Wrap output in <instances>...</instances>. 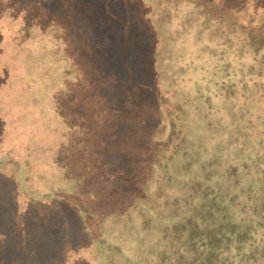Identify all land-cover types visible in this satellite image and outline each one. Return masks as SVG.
Returning a JSON list of instances; mask_svg holds the SVG:
<instances>
[{"label": "rangeland", "instance_id": "1", "mask_svg": "<svg viewBox=\"0 0 264 264\" xmlns=\"http://www.w3.org/2000/svg\"><path fill=\"white\" fill-rule=\"evenodd\" d=\"M29 1L22 0L21 7L11 2L15 27L0 29V94L17 90L0 99V130L5 127L0 148L10 147L0 150V200L10 208L6 217L15 220L22 200L24 217L34 222L27 237L19 236L13 223L11 248L24 239L38 252L47 243L48 264L176 263L174 250L183 243L172 225L193 214L207 186L223 180L232 190H246L250 184L256 194L264 187V6L256 7L264 0L228 2L226 12L239 26L242 45L224 43L235 58L221 50L212 64L204 51L218 52L223 41L210 38L211 29L201 21L204 9L173 12L167 36L160 38L166 52L157 71L162 86L146 97L145 81H137L140 101L128 96L130 79L122 68L112 66L114 74L98 76L83 69L65 75L34 53L39 77L32 79L38 86L14 85L22 79V59L29 60L25 48H33L26 45L28 27L36 22L31 13L48 6L46 0L42 8ZM22 17L26 26L19 25ZM79 46L88 53L93 49ZM115 47L111 59L117 61ZM98 97L106 99L96 111ZM41 108L48 112L38 114ZM50 140L58 150L46 148ZM44 162L50 164L48 176L38 169ZM45 177L59 183L58 193L46 195ZM50 230L60 237L53 245L51 240L38 245ZM6 239L2 232L0 254Z\"/></svg>", "mask_w": 264, "mask_h": 264}, {"label": "trees", "instance_id": "2", "mask_svg": "<svg viewBox=\"0 0 264 264\" xmlns=\"http://www.w3.org/2000/svg\"><path fill=\"white\" fill-rule=\"evenodd\" d=\"M21 1L0 0L1 32H8L11 26L15 27L16 17L11 15L14 9L10 3H18L16 5L21 7ZM26 1L30 3L29 0ZM230 1L66 0L67 5L64 6L63 0H46L48 3L46 10L40 12L41 9H37L31 13L36 22L34 26L28 27L30 35L27 37L31 39V43L26 45H32L33 48H25L30 55L29 60L22 59L19 66L22 73L18 75L19 77L22 75L24 81L19 78V82L16 81L14 85H17L18 88L26 84H29V87L30 85L38 86V82H34L32 79L39 77L38 64L35 65L33 59L34 53L35 59H41L44 62L50 61L65 75L66 73L73 75L74 71L87 74L89 71V73L98 76L105 73L114 74L111 69L112 66L122 68L130 79L128 81L130 88H128V96L134 97L138 101L139 95H143V93L134 90V88L137 87V81H145V91L147 92L144 94L146 97H150L157 91L158 87L162 86L160 74L157 71L166 52L160 45V41H162L160 38H166L167 29L170 26L165 28V24L173 22V12L184 7L204 9L205 15L201 21L205 27L211 29L210 38L215 40L218 38V40L223 41L222 46L216 48L218 52L213 51L212 54L204 51L209 62L211 64L212 61L216 62V53L219 55L221 50H225L224 53L235 58L233 54L226 52L228 47L224 46V43L240 45L237 42L240 38L237 34L239 26L230 13L226 12V6L230 4L228 3ZM33 2L37 3L38 8H42L41 0H31V3ZM3 3H7V6L2 9ZM263 6V1L256 5L258 9H262ZM20 13H27L28 15V10H21ZM22 18L23 20L19 21L20 26L27 22L25 17ZM200 23L198 21V25ZM24 29L26 28L24 27ZM3 36L0 38L3 39ZM130 37L132 40H128ZM140 40H145V44L141 46ZM22 42L25 43L24 40ZM80 42L81 44H90L93 47L92 51L90 53L85 52L83 47L79 46ZM114 46L119 47L118 51H120V57L117 61L111 59ZM145 54L150 60L149 74L146 66H144ZM185 54L186 52H183V56ZM169 60L170 62L175 61V57L169 58ZM141 62L143 65H137ZM119 64L120 67H118ZM35 70L37 71L35 72ZM143 71H147V74L144 75ZM16 91V87L3 90L0 99L2 100L3 96L7 94H10L7 96L12 97L13 92ZM97 99L100 102L105 101L106 98L98 97ZM103 101L101 105L94 101L96 111L105 105ZM0 110L3 113L4 106L1 104ZM47 112H43L41 108L38 114L43 113L45 115ZM4 128L0 130L1 133ZM47 143L48 145L45 146L49 150L59 149L52 140ZM9 148L8 143H6L2 145L0 150ZM40 166L38 169L47 172L46 175L48 176L51 169L50 164L44 162ZM261 173L264 176V170ZM41 183L44 184V190H47V196L58 193L60 190L59 183H54L51 178L45 177ZM234 184L236 185L237 182H233ZM230 186V184H224L223 180L207 186L208 189L200 198L201 201L196 204L193 214L187 215L180 223L172 225V230L177 234L175 237L184 244L181 243L182 245L174 250V253L178 254L174 264H264V187H261L256 194L255 192L252 193L250 184L248 185L250 188L246 190L239 188V186H235V189L232 190ZM236 187L240 193H237ZM42 192L43 188L41 194ZM26 193L28 194V192ZM251 193L252 199L250 198ZM240 194H244L241 199ZM3 201L2 198L0 200V234L3 232L7 239L5 251L0 254V264H48L47 259L48 256L52 257V251H48L49 245L47 246V243L42 245L38 252H34L31 249L32 244L26 243L24 239L20 240L19 248H11L12 241L9 240L11 238L9 234L15 236L13 223L19 226V236L27 237L26 235L30 234L34 222L24 217L23 202L19 199L17 200L19 211L16 220L15 217H6V212L10 211V208ZM59 237L58 231L50 230L47 235L37 239L36 243L39 245L51 240L53 245ZM182 247L184 248L180 250ZM55 249V257L59 258L60 251L58 248Z\"/></svg>", "mask_w": 264, "mask_h": 264}]
</instances>
